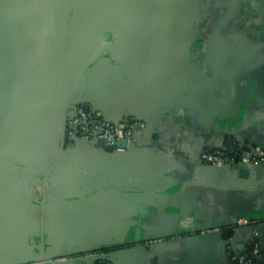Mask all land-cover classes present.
Returning a JSON list of instances; mask_svg holds the SVG:
<instances>
[{
	"label": "crops",
	"instance_id": "crops-1",
	"mask_svg": "<svg viewBox=\"0 0 264 264\" xmlns=\"http://www.w3.org/2000/svg\"><path fill=\"white\" fill-rule=\"evenodd\" d=\"M4 1L73 60L78 106L148 131L125 149L68 145L55 165L69 67L0 3V106H13L0 116L12 125L0 136V264L88 253L237 264L255 229L252 264H264V165L241 175L200 161L215 144L264 150V0Z\"/></svg>",
	"mask_w": 264,
	"mask_h": 264
},
{
	"label": "built area",
	"instance_id": "built-area-1",
	"mask_svg": "<svg viewBox=\"0 0 264 264\" xmlns=\"http://www.w3.org/2000/svg\"><path fill=\"white\" fill-rule=\"evenodd\" d=\"M147 130L148 124L145 121L126 118L121 123H116L114 120L109 119L100 108L92 106L87 112L82 106H78L69 119V145L73 146L80 141L86 143L103 141L106 145L118 148L117 145L121 140H127L128 144L131 145L137 141L139 134L145 133ZM232 146L226 147L224 144L207 146L201 151L200 161L216 165L219 168L236 164L264 165V150L251 153L243 144L237 143ZM252 223L246 217H240L236 220L237 225H252ZM252 245L253 249L249 255L240 256L233 260L237 264H252L255 259L262 256L259 234L256 229ZM96 255L105 254L99 253ZM97 264L101 263L97 261ZM107 264H112V262L108 261Z\"/></svg>",
	"mask_w": 264,
	"mask_h": 264
},
{
	"label": "water",
	"instance_id": "water-1",
	"mask_svg": "<svg viewBox=\"0 0 264 264\" xmlns=\"http://www.w3.org/2000/svg\"><path fill=\"white\" fill-rule=\"evenodd\" d=\"M75 1H77V0H74V2ZM0 3L4 6V8L9 13H11V15L15 19H17L24 26V28H26L27 31H29L30 35L47 51V53L49 55L65 62L69 67V72H68V76H67V80H66L65 93H64V96L62 97L63 101H62V123H61V126H62L61 152H60L59 159L55 162V165H57L60 161H62L64 156H66V154H67V146H68L67 142H69V140H70L68 137L69 119H70L73 111L78 107V105L82 104L81 101L74 99V97H75L74 92L75 91H74V87H73L72 82H71L73 71H74L73 60L70 58H67V57L65 58V56H61L60 54H58L57 52H55L54 50L49 48L46 45V43H44V41H42L38 36H36V34L33 31L30 30V28L20 19V17L15 13V11L9 6L8 3H6L4 0H0ZM92 106L100 108L101 110H103V112L107 115V117H109V119H111V120H114L116 123H121L122 121H124L126 119L124 117L123 118H121V117L117 118L116 116L110 114L107 111V109H105L104 107L98 106L97 104H94L92 102H90L89 104H85L83 106L84 107L83 109L88 112ZM9 107L13 108V106H10L9 103H4L2 106H0V116L5 117V119H3V120L7 119L6 114L9 111V109H8ZM3 120H0V136L2 134L3 135L7 134L6 131H8L12 126L9 122L2 123ZM142 134H144V133H142ZM139 136H140V134L137 137V141H138ZM137 141H135L133 144H135ZM73 146H99V147H106L108 150H114V148H115L112 145H106L103 141H98L96 143H86V142L80 141V142H77ZM128 146H129V144H128L127 140H121L117 145V147L120 149H125ZM249 167L250 166L248 164H236L233 166L228 165L225 168L226 169L239 170L241 175H247V173L249 172V170H248ZM237 219L238 218H235V220H237ZM252 247H253V245L250 246V248H252ZM245 255H246V253H242L241 256H245ZM238 257H232V258L237 259ZM107 259H108L107 255H96V254L88 253L86 255L79 256L77 258V261L80 264H96L98 260L99 261L102 260L103 261L102 264H107V262H106ZM66 260L65 259L63 260V258H57L56 256H51L50 258H47V259L44 257H41L40 259H37L36 262H37V264H55L56 261H66ZM112 261L114 264H116V261L114 259Z\"/></svg>",
	"mask_w": 264,
	"mask_h": 264
},
{
	"label": "trees",
	"instance_id": "trees-1",
	"mask_svg": "<svg viewBox=\"0 0 264 264\" xmlns=\"http://www.w3.org/2000/svg\"><path fill=\"white\" fill-rule=\"evenodd\" d=\"M69 142H70V141H69ZM69 142H67L68 145L70 144Z\"/></svg>",
	"mask_w": 264,
	"mask_h": 264
}]
</instances>
